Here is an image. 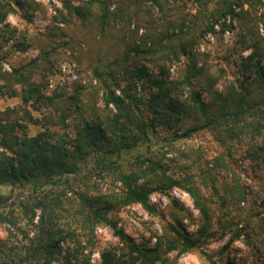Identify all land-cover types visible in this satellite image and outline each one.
<instances>
[{"label":"trees","instance_id":"obj_1","mask_svg":"<svg viewBox=\"0 0 264 264\" xmlns=\"http://www.w3.org/2000/svg\"><path fill=\"white\" fill-rule=\"evenodd\" d=\"M63 5L66 15L59 11L52 27L37 32L45 46L27 62L11 63L10 72L2 71V63L12 58L4 49L13 35L5 23L12 9L9 0L0 6V98L20 100L0 110V188L10 190L0 191V226L8 227L0 238V264H89L100 226L110 228L126 247L118 252L103 248L100 264H170L166 254L188 252L211 236L212 219L219 237L226 239L224 249L240 236L246 244L262 237L264 199L259 195L264 188L253 192L240 179L233 150L241 143L251 167L264 171V143L255 141L264 138V0H87L79 5L63 0ZM227 17L236 25H227ZM23 18L30 21L28 15ZM221 19L222 29H236L233 45L221 56L235 76L218 90L209 69L198 66L195 49ZM55 22L88 26L93 37L112 42L109 48L119 47L113 62L99 58L98 65L89 66V82L95 84L75 83L74 94H48L42 75L36 77L52 69L49 56L56 48L51 42L57 34L65 36ZM139 28L145 33L137 38ZM180 56L185 62L173 79L164 66L156 72L147 67ZM85 90L101 103L103 116L83 114L79 96ZM49 111L55 125L47 119ZM30 126L40 131L30 135ZM159 130H168L169 144L210 131L218 149L210 159L196 157L184 167L176 166L175 159L154 158L150 150L135 155L132 164L123 160L124 154L148 146ZM169 162L176 170L170 171ZM173 188L184 190L199 213L194 235L170 224L172 237L157 238L153 247L128 240L114 213L130 205L154 213L150 195ZM253 195L262 210L245 213L241 204H254Z\"/></svg>","mask_w":264,"mask_h":264},{"label":"rangeland","instance_id":"obj_2","mask_svg":"<svg viewBox=\"0 0 264 264\" xmlns=\"http://www.w3.org/2000/svg\"><path fill=\"white\" fill-rule=\"evenodd\" d=\"M5 1L6 0H0V6H2ZM85 1L87 0H71V4L79 5ZM9 3L12 10L7 14L5 23L13 28V35L10 41L4 46L5 50L7 49L12 53L11 60L2 63V71L6 72H10L11 63L17 65L20 62L25 63L29 59L36 57L40 47L45 46L47 43L42 42V38L37 35V32L45 30L48 26L50 27L52 24H50V22L59 18V11L66 15L63 8V0H9ZM212 6L213 3L211 4V7ZM186 10L192 13L194 12L189 5H187ZM23 15L30 16V21L23 18ZM221 23L222 19L214 26L213 32H208L204 35L202 41L198 43L195 49V53L199 54L197 56L198 66L205 65V67L209 69V77L217 79V84L214 88L218 90H223L227 82L232 81L235 76L232 64H227L222 60L221 56L226 55L224 54V50H227L228 47L233 45L236 29H222ZM230 23H232L231 25L233 26L236 25L233 20L227 17L226 24L230 26ZM54 25L63 29L65 36L62 38L61 35L57 34L56 39L51 42L52 46L56 48V52L51 53L49 56V59L53 63L52 69L47 73H39L36 75V77L42 75L46 83L45 91L48 94L52 92L74 94L75 83L80 85L95 84L94 81L89 82L91 78L89 66L98 65L99 58H101L103 62H113V56L116 54L115 49L119 47L116 45L109 48L112 42L108 39L100 40L93 37V32L90 31V27L88 26H74L72 23L64 25L60 22H55ZM144 31L145 28H139L137 38L142 37L145 33ZM65 41L67 43L69 41L67 46L62 44ZM18 43L27 46L25 50L14 46ZM248 53V51L243 52L244 55ZM156 55L157 54L154 53L153 57H156ZM229 60H231V58H229ZM184 62V57L180 56L177 60H172L171 62H165L163 60L150 62L147 64V67L153 72H156L160 66H164L167 69L169 78L173 79L177 77ZM220 67L224 69V73L219 72ZM195 87L197 90L201 91L204 99L208 98V94L204 90L202 83H195ZM79 103L84 107L85 111L83 114L88 119L101 117L105 114V111L102 110L101 103L94 102L88 90H85L79 96ZM19 104L20 100L18 98H0V110ZM64 104L66 105V103ZM44 110L45 109H41L39 112L47 115L46 112L48 111ZM49 113L51 117H47V119L51 122L50 124L55 125L56 119L52 111H49ZM77 116L79 117V115ZM53 130L56 132L61 131L57 130L56 126L53 127ZM38 131H40V128L37 126L29 127L30 135H34ZM170 137L171 135L168 130H159L158 133L151 137L148 146L143 144L138 150L132 151L131 154H124L122 156L123 160L127 164H132L135 155H146V152L150 150L153 152L154 158L160 157L163 162H168V159H175L176 166L184 167L186 164H190L192 160H196V157L201 158L198 160L201 162L205 159H210L215 155V151L218 149L217 143L214 140V135L210 131H205L189 139L174 141L169 144L168 140ZM261 140L264 143V138L261 137H257L255 141L260 142ZM190 149H194L195 151L198 149V152L192 153ZM233 157L235 160L233 169L240 176V179L246 186L250 187L253 192H260L261 188H264V171L251 167L253 164L249 159L245 158V147L242 146L241 143L235 145ZM173 165L174 163L172 162L168 163L170 171L173 169L176 170ZM0 191L3 194H8L10 192L9 187H1ZM24 193H26V191H24ZM259 196L262 197L261 199H264V194H260ZM253 199L255 201L254 204L251 202L248 204H241V206L245 208V213H248L251 208L258 211L262 210V208H259L260 199L257 198L256 195H253ZM149 201L155 208L154 213H148L139 205L126 206L114 213L117 227L122 230V233L128 240L138 246L144 245L150 248L155 245L157 238L163 241L166 240L165 237H172V232L168 226L170 224L174 225L176 228L182 227L190 235H194L197 228L200 226L199 213L193 205L192 198L180 188H173L165 194L152 193L149 197ZM37 213H39V211H37ZM232 214L236 215V212ZM61 222L63 223L64 221L61 220ZM57 223L60 224L59 218ZM6 227L7 226L3 225L0 226L1 239L5 237ZM209 227V233H211L209 238L201 241L197 247L188 252L179 254L177 251H172L166 254L168 262L170 264H227L228 256L231 264L264 263V234L262 237L248 242V244H246L243 237L240 236L238 240L224 249L226 239L219 237L217 224L213 219ZM238 227L241 228L242 223L238 224ZM251 228L255 230V226L251 225ZM95 237L97 244L94 252L90 256L89 264H100L99 253L103 248H114L117 252L126 250L123 243L119 241L118 237L115 236L113 231L108 227H97L95 230ZM84 254H87L86 250Z\"/></svg>","mask_w":264,"mask_h":264}]
</instances>
